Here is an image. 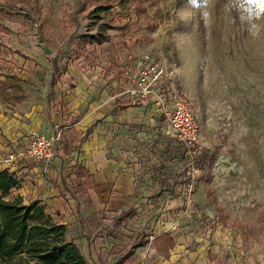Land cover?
Listing matches in <instances>:
<instances>
[{
    "label": "rangeland",
    "instance_id": "374dc122",
    "mask_svg": "<svg viewBox=\"0 0 264 264\" xmlns=\"http://www.w3.org/2000/svg\"><path fill=\"white\" fill-rule=\"evenodd\" d=\"M133 1L0 0V77L14 76L0 92V154L47 132L59 142L70 134L68 149L77 148L78 138L51 112L65 107L61 92L74 87L66 76L89 70L114 80L120 101L133 89L141 57L161 55L198 111L195 171L185 176L180 163L173 176L164 172L154 197H145L143 219L133 201L118 217L108 210L84 217L89 202L71 191L75 155L67 154L60 167L68 201L58 218L88 264H136V252L133 261L119 260L124 251L114 232L122 229L125 237L135 230L151 235L142 253L158 248L159 232H169L215 264H264V11L246 0H142L146 11L137 15ZM20 164L38 172L17 173L28 203L34 192L43 195L50 166L40 171L19 158L13 167Z\"/></svg>",
    "mask_w": 264,
    "mask_h": 264
},
{
    "label": "crops",
    "instance_id": "0c3cea01",
    "mask_svg": "<svg viewBox=\"0 0 264 264\" xmlns=\"http://www.w3.org/2000/svg\"><path fill=\"white\" fill-rule=\"evenodd\" d=\"M66 77L74 87L61 92L64 95L65 107L62 109L58 107L51 112L53 120L68 130L65 132H70L78 138V147L68 149L70 141L66 136L70 134L64 133L66 136H61L60 142L57 141L56 154L48 171L52 182L45 181L42 187L43 195L37 198L34 192L31 201H41L46 213L55 216L66 226L68 237V225L58 217L59 211L67 208L68 200L65 196L67 192L63 187L65 174L60 165L63 157L69 154V156L75 155L71 191L74 189L75 192L85 193L89 202V205L80 212L84 217H96L103 210L111 211L118 217L125 213L126 206L131 203L129 201H133L135 206L139 207L137 217L143 219L144 213L140 210L145 208L143 205L146 195H152L150 198H153L156 189L159 188L160 179L169 175L164 172L170 171V176H173L179 171L173 168L181 166V162L176 160L179 155L178 148L164 149L159 146L158 141L159 139L165 141L164 132L167 130V126H164L161 102L151 96L145 101H138L141 105H135L132 97L124 92L121 93L120 101H117L115 91L120 90L122 86L118 84L116 86L114 80L102 79L98 73L89 70L70 72ZM6 78L14 79V76H2L0 82ZM149 99H152L151 102L148 101ZM47 133L43 135L51 136L49 132ZM23 145L20 140L19 144L8 148V152L21 151L25 146ZM20 165L12 168L15 169L13 172L16 175L26 170L38 173L35 167L22 169L23 164ZM43 169L47 168L40 165L37 167V170ZM181 170L185 176L189 175V170L184 164ZM19 179L22 183V179ZM164 185L161 188L168 187ZM181 185L185 187V183H179L178 186ZM187 187H190L189 183ZM20 188L15 191L19 195ZM122 230L114 232L115 245L121 246L124 251L119 258L121 261L130 258L133 261L136 252L141 257L135 258L136 264L141 260H144L145 264H215V261L207 259L201 251H191L189 246L183 245L184 237H178L176 243L175 234L169 232H159L156 237L158 248H149L142 253V249L149 244L151 235L142 230H135L133 231L136 232L135 234L131 233L134 234L132 238L125 237L123 233L127 231ZM164 235L171 239L172 246L165 245ZM147 239L149 241L145 242ZM131 240L133 243L130 244ZM139 242H143V245L138 246ZM73 243L88 264L82 250L75 242Z\"/></svg>",
    "mask_w": 264,
    "mask_h": 264
},
{
    "label": "trees",
    "instance_id": "16d2710c",
    "mask_svg": "<svg viewBox=\"0 0 264 264\" xmlns=\"http://www.w3.org/2000/svg\"><path fill=\"white\" fill-rule=\"evenodd\" d=\"M133 2L137 15L145 13L142 0ZM7 84L8 78L0 82V91H6ZM206 157L203 154V162ZM20 187L15 172L0 169V264H86L68 239L66 226L46 213L40 201L24 203L19 194H14ZM163 239L166 246H172L169 237L164 235Z\"/></svg>",
    "mask_w": 264,
    "mask_h": 264
},
{
    "label": "built area",
    "instance_id": "2783aa9c",
    "mask_svg": "<svg viewBox=\"0 0 264 264\" xmlns=\"http://www.w3.org/2000/svg\"><path fill=\"white\" fill-rule=\"evenodd\" d=\"M133 89L128 95L135 101H145L154 96L162 106L167 130L165 141L159 139V146L178 148V162H183L190 172L195 171L196 158L200 155V121L195 104L183 95L174 81L173 72L160 55L141 57L130 80ZM59 135H38L31 138L21 151H10L0 155V165L9 170L18 158L31 160L41 166H51L57 150ZM188 171V174H189ZM193 187V186H192Z\"/></svg>",
    "mask_w": 264,
    "mask_h": 264
},
{
    "label": "snow or ice",
    "instance_id": "6c2138e0",
    "mask_svg": "<svg viewBox=\"0 0 264 264\" xmlns=\"http://www.w3.org/2000/svg\"><path fill=\"white\" fill-rule=\"evenodd\" d=\"M246 2L260 11H264V0H246Z\"/></svg>",
    "mask_w": 264,
    "mask_h": 264
},
{
    "label": "water",
    "instance_id": "95a60500",
    "mask_svg": "<svg viewBox=\"0 0 264 264\" xmlns=\"http://www.w3.org/2000/svg\"><path fill=\"white\" fill-rule=\"evenodd\" d=\"M44 52L48 53V52H49V50H48L47 48H44Z\"/></svg>",
    "mask_w": 264,
    "mask_h": 264
}]
</instances>
